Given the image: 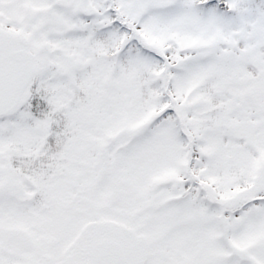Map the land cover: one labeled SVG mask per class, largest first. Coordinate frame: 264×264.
<instances>
[{"label": "snow or ice", "instance_id": "1", "mask_svg": "<svg viewBox=\"0 0 264 264\" xmlns=\"http://www.w3.org/2000/svg\"><path fill=\"white\" fill-rule=\"evenodd\" d=\"M0 264H264V0H0Z\"/></svg>", "mask_w": 264, "mask_h": 264}]
</instances>
